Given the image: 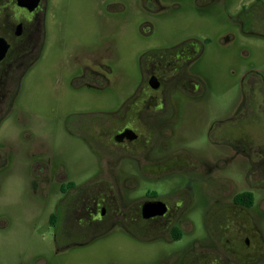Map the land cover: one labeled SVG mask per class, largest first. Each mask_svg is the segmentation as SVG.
I'll list each match as a JSON object with an SVG mask.
<instances>
[{
  "label": "flooded vegetation",
  "instance_id": "af4514ba",
  "mask_svg": "<svg viewBox=\"0 0 264 264\" xmlns=\"http://www.w3.org/2000/svg\"><path fill=\"white\" fill-rule=\"evenodd\" d=\"M128 4L100 0L96 14L173 19L179 14L228 10L230 0ZM61 14L65 12L58 0H38L33 10L19 0H0V127L20 111L18 135L0 141L8 146L0 147V174H9V167L19 163L20 171L14 173L31 184L25 193L28 203L41 214L49 211L54 243L61 247L57 252L83 248L115 233L137 244L176 245L159 264H182L186 257L191 264H229L236 247H241L245 259L259 261L264 235L247 216L257 206L264 210V198L256 203L254 193L264 188V139H251L248 123L253 111L264 117V77L258 74L243 83L242 104L224 121L227 124L210 126L209 143L229 149L228 155L218 157L216 147L210 145L198 154L180 139L181 111L212 109L213 86L199 71L208 39L186 36L169 47L147 50L137 61L138 76L121 81L108 76L105 46L79 50L66 66L59 89L97 92L103 106L76 107L55 117L65 136L82 141L96 159L95 172L78 185L68 170V158H56L42 148L49 141L25 113L31 110L16 106L29 94L27 78L40 65L48 22ZM227 16L219 41L224 49L233 46L238 32L264 38V0L243 3ZM36 85L39 82L34 81ZM218 124L226 127L217 129ZM239 158L246 161L240 185L228 173ZM196 214L203 236H194ZM237 225L242 229L234 230ZM211 227L218 228L219 244L227 252L202 251L206 239L213 242Z\"/></svg>",
  "mask_w": 264,
  "mask_h": 264
},
{
  "label": "rangeland",
  "instance_id": "374dc122",
  "mask_svg": "<svg viewBox=\"0 0 264 264\" xmlns=\"http://www.w3.org/2000/svg\"><path fill=\"white\" fill-rule=\"evenodd\" d=\"M58 1L65 14L49 20L40 65L27 78L31 82L29 94L19 98L16 106L31 110L25 113L30 115L33 123L40 125V130L49 141L42 148L56 155V158H68V170L74 182L79 185L88 180L97 168L96 159L82 141L76 137L65 136L55 117L76 107L100 108L103 101L97 92L84 91L83 94H75L59 88L62 77L65 79L67 76L66 66L72 60L75 61V54L79 50L97 45L105 46L106 65L111 69L109 78L121 81L122 77L124 80L138 76L137 61L147 50L169 47L186 36H194L202 41L208 39L209 44L205 47L206 52L199 71L203 72L213 86L210 95L212 109L181 111L183 115L180 139L187 149L198 154L208 150L210 145L216 147L218 157L229 154V149L223 147L224 145L209 143V129L215 122H224L238 113L245 81L256 79L258 74L264 77V38L245 36L238 32L233 46L229 49L221 47L219 41L222 29L228 22L229 12L236 13L243 3H250L252 0H230L228 10L217 8L208 13L201 11L196 14H179L173 19L148 18L153 26L147 24V17H115L107 12L100 16L96 14L100 0ZM119 1L130 4L132 0ZM188 7L189 4L184 9L188 10ZM34 81L39 82V85L34 86ZM107 102L106 99L104 105ZM19 112L15 111L14 115L8 116L0 127V141L18 135L19 121L16 114ZM185 113L188 118H185ZM225 124H218L217 129L226 127ZM248 124L251 139L263 140L264 117L259 111L250 114ZM0 144L1 148L7 149L6 144ZM245 166L246 161L239 158L228 171L239 185L242 183ZM19 167L17 163L9 167V174H0V264H159L160 259L165 261L171 250L175 249L176 245L137 244L125 236L113 233L111 237L89 246L72 247L65 252H57L58 247H61L54 243L53 232L48 223L49 211L41 214L28 203L25 193L31 188V184L26 177L14 173L20 171ZM254 193L256 203L264 198V188L254 190ZM193 217L194 236H203L200 215ZM247 220L250 225L252 221L258 224L264 235V210L261 207L251 210ZM233 227L236 231L242 229L241 225ZM208 230L213 242L210 238L206 239L202 243V251L227 252L219 244L218 228L211 227ZM235 250L237 253L229 264H252L256 261L245 259L241 247H236ZM261 251L262 255L256 261L257 264H264V249ZM205 261L206 259L202 260V263ZM191 262L186 257L182 264Z\"/></svg>",
  "mask_w": 264,
  "mask_h": 264
},
{
  "label": "water",
  "instance_id": "95a60500",
  "mask_svg": "<svg viewBox=\"0 0 264 264\" xmlns=\"http://www.w3.org/2000/svg\"><path fill=\"white\" fill-rule=\"evenodd\" d=\"M20 5L28 7L30 10H33L37 4L38 0H19Z\"/></svg>",
  "mask_w": 264,
  "mask_h": 264
},
{
  "label": "trees",
  "instance_id": "16d2710c",
  "mask_svg": "<svg viewBox=\"0 0 264 264\" xmlns=\"http://www.w3.org/2000/svg\"><path fill=\"white\" fill-rule=\"evenodd\" d=\"M252 203H253V199L251 198V199H250V205H252Z\"/></svg>",
  "mask_w": 264,
  "mask_h": 264
}]
</instances>
